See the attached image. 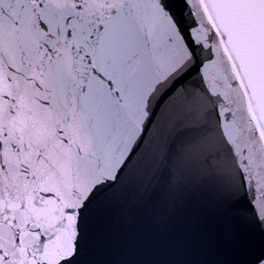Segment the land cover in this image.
Instances as JSON below:
<instances>
[{"label":"snow or ice","instance_id":"6c2138e0","mask_svg":"<svg viewBox=\"0 0 264 264\" xmlns=\"http://www.w3.org/2000/svg\"><path fill=\"white\" fill-rule=\"evenodd\" d=\"M0 264H264V0H0Z\"/></svg>","mask_w":264,"mask_h":264}]
</instances>
